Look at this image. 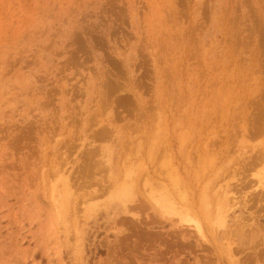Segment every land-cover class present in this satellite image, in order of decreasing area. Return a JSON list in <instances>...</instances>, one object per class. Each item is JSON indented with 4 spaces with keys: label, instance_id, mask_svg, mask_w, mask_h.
Returning <instances> with one entry per match:
<instances>
[{
    "label": "rangeland",
    "instance_id": "1",
    "mask_svg": "<svg viewBox=\"0 0 264 264\" xmlns=\"http://www.w3.org/2000/svg\"><path fill=\"white\" fill-rule=\"evenodd\" d=\"M0 264H264V0H0Z\"/></svg>",
    "mask_w": 264,
    "mask_h": 264
}]
</instances>
